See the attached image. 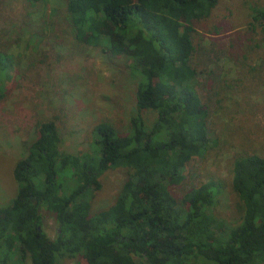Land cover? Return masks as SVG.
<instances>
[{
	"label": "trees",
	"instance_id": "trees-1",
	"mask_svg": "<svg viewBox=\"0 0 264 264\" xmlns=\"http://www.w3.org/2000/svg\"><path fill=\"white\" fill-rule=\"evenodd\" d=\"M218 1L66 0L74 41L131 61L134 112L125 134L100 122L89 152L75 154L60 151L54 122H35L34 138L12 166L14 196L0 207V264H264V158L231 164L236 226L210 213L219 189L213 181L178 201L169 192L209 147L191 37ZM253 23L264 31V11L254 12ZM7 61L0 55V74ZM145 111L156 114L149 127ZM110 169H124L126 179L112 205L91 212L87 197ZM40 209L56 224L53 239L42 230Z\"/></svg>",
	"mask_w": 264,
	"mask_h": 264
},
{
	"label": "rangeland",
	"instance_id": "rangeland-1",
	"mask_svg": "<svg viewBox=\"0 0 264 264\" xmlns=\"http://www.w3.org/2000/svg\"><path fill=\"white\" fill-rule=\"evenodd\" d=\"M65 4L0 0V55L8 59L0 74V207L14 196L12 166L34 138L36 121L54 122L60 151L75 154L89 152L92 128L100 122L125 134L134 112L131 61L74 41ZM256 10L264 11V0H219L194 25L190 64L207 110L209 147L185 165L180 183L169 187L178 201L191 187L213 181L219 189L210 213L226 227L236 226L241 216L229 185L233 160L253 154L264 158V31L249 24ZM141 116L147 127L156 118L151 111ZM125 179L124 169L104 172L87 197L91 212L112 205ZM40 215L42 230L53 239V218L42 209Z\"/></svg>",
	"mask_w": 264,
	"mask_h": 264
}]
</instances>
